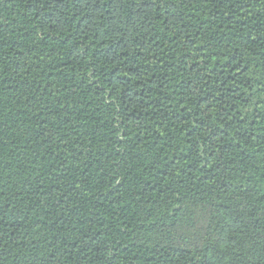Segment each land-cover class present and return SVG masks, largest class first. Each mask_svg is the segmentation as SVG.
Returning a JSON list of instances; mask_svg holds the SVG:
<instances>
[{"label":"trees","instance_id":"16d2710c","mask_svg":"<svg viewBox=\"0 0 264 264\" xmlns=\"http://www.w3.org/2000/svg\"><path fill=\"white\" fill-rule=\"evenodd\" d=\"M0 264H264V0H0Z\"/></svg>","mask_w":264,"mask_h":264}]
</instances>
